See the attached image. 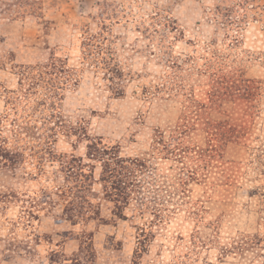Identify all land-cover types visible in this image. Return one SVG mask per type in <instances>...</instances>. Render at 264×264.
Masks as SVG:
<instances>
[{"label":"rangeland","instance_id":"374dc122","mask_svg":"<svg viewBox=\"0 0 264 264\" xmlns=\"http://www.w3.org/2000/svg\"><path fill=\"white\" fill-rule=\"evenodd\" d=\"M0 264H264V0H0Z\"/></svg>","mask_w":264,"mask_h":264},{"label":"trees","instance_id":"16d2710c","mask_svg":"<svg viewBox=\"0 0 264 264\" xmlns=\"http://www.w3.org/2000/svg\"><path fill=\"white\" fill-rule=\"evenodd\" d=\"M103 151V154H107L106 153V150H102ZM102 151H101V153L100 154H102ZM90 154V153H89ZM91 156H92V154H90ZM112 158H110L111 159V161H112V159H113V157L114 158H116V159H114V160H116V164H119V163H123V161L124 160H122V159H119V157L117 158V155L116 154H112V156H111ZM104 159V158H103ZM104 162H105V165H108L109 163V161H106L105 159H104ZM111 171V174H112V172L114 171V169H111L110 170ZM116 171V170H115ZM103 179H105V178H103ZM84 187V186H83ZM69 205H71V204H69ZM71 206H66V208H65V210H72V208H70Z\"/></svg>","mask_w":264,"mask_h":264}]
</instances>
